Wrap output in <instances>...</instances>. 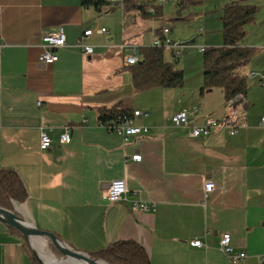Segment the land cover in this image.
<instances>
[{
	"label": "crops",
	"instance_id": "0c3cea01",
	"mask_svg": "<svg viewBox=\"0 0 264 264\" xmlns=\"http://www.w3.org/2000/svg\"><path fill=\"white\" fill-rule=\"evenodd\" d=\"M243 1L231 4H250ZM262 2L241 43L252 53L240 72L247 106L235 114L238 131L230 135L220 127L192 137L190 125L240 108L228 106L221 90L218 101L215 90H191L190 110L175 90H134L124 63L131 52L121 46H150L133 31L137 17L131 27L121 6L119 13L111 6L83 7L80 0H0V168L14 170L26 188L27 199L15 208L19 215L86 253L131 240L151 264H232L218 248L227 232L235 250L246 254L239 264H264V82L249 76L264 74ZM58 27L66 44L54 63L40 64L41 36ZM100 28L106 33L96 32ZM86 29L94 30L85 39L90 56L76 46ZM115 104L147 112L137 124L149 131L124 143L99 122L100 110ZM180 111L188 126L173 124ZM65 126L70 141L60 143ZM41 130L51 140L47 149L40 146ZM135 154L140 161L131 160ZM115 179L124 180L126 200L110 203L104 189ZM207 181L214 188L205 197ZM134 201L150 209L133 210ZM192 239L206 246L192 247ZM30 251L0 221V264H34Z\"/></svg>",
	"mask_w": 264,
	"mask_h": 264
},
{
	"label": "trees",
	"instance_id": "16d2710c",
	"mask_svg": "<svg viewBox=\"0 0 264 264\" xmlns=\"http://www.w3.org/2000/svg\"><path fill=\"white\" fill-rule=\"evenodd\" d=\"M115 3L122 8L124 25L132 23L136 17L146 20L160 16L164 5L158 3L157 0H118ZM80 4L83 7H91L100 11L112 3L108 0H80ZM182 5L183 0H180L178 7ZM149 8L152 10L149 11ZM259 9V5L251 4H226L224 6L219 17L221 45L205 47L202 52L200 94L219 88L223 92L225 101L233 100L235 103H243L247 90L246 77L237 70L248 62L252 51L241 47V42L246 36V27L254 22ZM139 54L138 62L128 66L134 90L173 88L182 85L183 72L175 66L177 57L174 51H171L173 61L165 59L163 47H141ZM246 106L245 102L244 107ZM130 111L132 110L115 104L110 108L100 110L99 122L102 125H108L112 121L117 122ZM27 197L26 188L18 174L12 169L0 168V207L20 216L15 208ZM9 229L22 236L18 230ZM88 255L107 264H151L145 250L131 240L113 242L102 249L88 252ZM32 260L34 264H41L34 257Z\"/></svg>",
	"mask_w": 264,
	"mask_h": 264
},
{
	"label": "rangeland",
	"instance_id": "374dc122",
	"mask_svg": "<svg viewBox=\"0 0 264 264\" xmlns=\"http://www.w3.org/2000/svg\"><path fill=\"white\" fill-rule=\"evenodd\" d=\"M179 1L180 0H167L166 3L162 7V14L160 16H154L146 20H142L139 17H137L136 22H135L136 24L135 27L132 26L133 25L132 23H129L127 26L133 27V31L136 29L137 33L143 35L146 38V40H149L150 46L153 40L152 36H155L154 29L161 30L162 28L169 29L168 36L170 40L181 44L182 48L178 49L180 51V54L177 57L175 66L177 69L182 70L183 72V83L182 85L177 86V87L159 88V89L160 90H175V92H177L175 96H179L182 98L180 99V101L182 100L180 103H183L185 107H189L188 109L190 110V103H191L190 102V91L191 90H201V87H202V52H199L198 48L199 47H206V48L207 47H217L221 45V42H222L221 41V22L219 20V17L222 14L224 6L226 4H231L233 0H183V5L178 7ZM243 2L250 3L251 5H255L256 3H258V0L257 1L256 0H244ZM109 6H111V8H116L115 11L120 13L121 9H120L119 4L112 3ZM106 14H107L106 16H108L106 18L107 20H109L110 13H106ZM122 24L123 22L122 20H120L121 28H122ZM251 24H249L246 28H248ZM121 28H119L120 33H121ZM192 40L194 41L192 42ZM132 43H135V42H132ZM164 57L168 61H173V56L171 54V51L166 48H164ZM241 69L242 67H240L237 71L240 73ZM212 90H215L212 93L213 94L212 96L215 100L216 98H218V94H219L218 92L221 89L214 88ZM182 93H184V95H182ZM197 99H199V95ZM216 100L218 101V99ZM196 106H199V104H197ZM243 106L244 105H241V107ZM241 111H242L241 108L232 109V111L224 118L229 117V116H234L235 114H237L238 112L240 113ZM207 118H213V117H207ZM207 118H205L203 122ZM263 124H264V121H262V118H261V126ZM190 126H193V125H190ZM239 127L240 126L237 125L236 131L231 134L229 129H227L225 126H221V128H224L230 135L235 134L238 131ZM217 128H220V127H217ZM207 182H211V181H207ZM213 188H214V184H213ZM204 193H205V190H204ZM209 193L207 194L205 193L204 194L205 197H207ZM192 240H195V239H192ZM192 240L189 241V244ZM44 243H45L43 247L44 253L50 257H54L57 260H59L61 258V255L53 247L50 246L51 244L48 241H44ZM230 243H231V237H230ZM201 244L202 245L199 247L192 246L191 244L190 246L196 247V248H201V247L206 246L202 242ZM26 246L28 247L27 243H26ZM218 248H219V243H218ZM30 252L32 254V251ZM241 261H239L237 264H239ZM64 263L69 264L67 262H63V264Z\"/></svg>",
	"mask_w": 264,
	"mask_h": 264
},
{
	"label": "built area",
	"instance_id": "2783aa9c",
	"mask_svg": "<svg viewBox=\"0 0 264 264\" xmlns=\"http://www.w3.org/2000/svg\"><path fill=\"white\" fill-rule=\"evenodd\" d=\"M110 3L118 2V0H108ZM160 4H165L167 0H157ZM152 8H149L151 11ZM98 33H106L105 28H100L97 30ZM94 33L92 29H86L82 32L81 36L76 42V46L80 48V50L84 53V55H91L93 52L92 45L85 42V39L89 38ZM169 29L162 28L158 34H156L155 38L152 40V47H163L168 50L174 51L175 56L178 57L182 46L180 43L170 40ZM65 34L62 27H58L55 31L43 33L41 36V47L42 51L39 55L40 64L48 65L54 63L58 56L56 54V50L65 46ZM4 42L0 40V64L2 57V50L4 47ZM121 47H127L130 49V54L124 57V63L127 66L134 65L139 60L138 54V46L134 44L122 45ZM204 47H199L198 51L203 52ZM251 78L257 77L264 82V74L251 72L249 74ZM228 106H235L236 108H241L243 105L242 102L235 103L233 100L227 101ZM37 105L40 106V102H37ZM196 112V110H194ZM148 115L147 112H142L140 110L133 109L131 112L124 114L119 121L110 122L106 126L111 131L115 132L119 136H121L122 141L125 143L129 140L130 137L135 136L140 133H147L149 128L145 125L137 124V120ZM171 120L176 127H184L188 124V116L185 111H180L175 113ZM237 118L236 116H229L224 119H216V118H207L200 125L189 126V134L193 137L197 136H205L208 135L213 129L221 126H225L229 129L230 133H234L237 127ZM262 121H264V117H262ZM69 126H65L63 132L59 136L60 143H69L70 134H69ZM51 140L49 136L46 134L45 130H41L40 133V146L42 149L49 148ZM131 160L140 161L141 156L139 154H135L131 156ZM213 189V184L211 182H206L204 185L205 193H209ZM104 197L110 202H123L126 200V185L123 179H115L112 180L104 189ZM132 209L137 211H147L150 209V206L142 203L134 201L132 204ZM192 246L199 247L201 246V242L197 239L192 240L190 242ZM219 249L229 258L232 264H237L239 261L243 260L246 257V254L243 251H235L230 243V235L228 233H223L220 237L219 241Z\"/></svg>",
	"mask_w": 264,
	"mask_h": 264
},
{
	"label": "water",
	"instance_id": "95a60500",
	"mask_svg": "<svg viewBox=\"0 0 264 264\" xmlns=\"http://www.w3.org/2000/svg\"><path fill=\"white\" fill-rule=\"evenodd\" d=\"M194 40H192L193 42ZM0 221L5 224L8 228H14L18 230L28 246L30 247L34 258L38 260L39 263L44 264L43 261L37 254V251L31 246L32 238H40L48 241L51 246L61 255L59 260L68 261L76 260L83 261L87 264H107L101 260L92 258L88 253L73 249L62 242L54 233L45 230H40L35 226L29 224L21 216L14 214L11 211L3 209L0 207Z\"/></svg>",
	"mask_w": 264,
	"mask_h": 264
},
{
	"label": "bare ground",
	"instance_id": "6f19581e",
	"mask_svg": "<svg viewBox=\"0 0 264 264\" xmlns=\"http://www.w3.org/2000/svg\"><path fill=\"white\" fill-rule=\"evenodd\" d=\"M39 241V242H38ZM42 241L39 238H32L31 240V246L37 251L38 256L43 261L44 264H63V262H67L69 264H87L83 261H76V260H57L56 258H52L44 253V243H41ZM43 248V249H42ZM88 253V252H87ZM66 264V263H64ZM102 264V263H99Z\"/></svg>",
	"mask_w": 264,
	"mask_h": 264
}]
</instances>
